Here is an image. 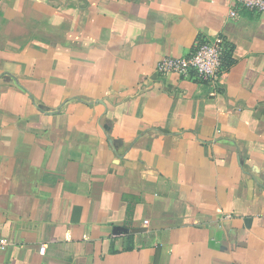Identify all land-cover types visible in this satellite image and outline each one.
<instances>
[{
  "label": "crops",
  "instance_id": "0c3cea01",
  "mask_svg": "<svg viewBox=\"0 0 264 264\" xmlns=\"http://www.w3.org/2000/svg\"><path fill=\"white\" fill-rule=\"evenodd\" d=\"M232 6L0 0V264H264V13ZM217 35V86L156 73Z\"/></svg>",
  "mask_w": 264,
  "mask_h": 264
},
{
  "label": "built area",
  "instance_id": "2783aa9c",
  "mask_svg": "<svg viewBox=\"0 0 264 264\" xmlns=\"http://www.w3.org/2000/svg\"><path fill=\"white\" fill-rule=\"evenodd\" d=\"M234 6L230 11L232 18L239 17L240 9H247L256 13H264V0H233ZM228 40L223 35L214 37H199L188 55L165 56L156 65L159 76L176 74L182 78L197 79L217 86L227 76L230 68L224 66V56L228 51ZM9 240L0 237V249H6ZM45 251V246L40 250Z\"/></svg>",
  "mask_w": 264,
  "mask_h": 264
},
{
  "label": "trees",
  "instance_id": "16d2710c",
  "mask_svg": "<svg viewBox=\"0 0 264 264\" xmlns=\"http://www.w3.org/2000/svg\"><path fill=\"white\" fill-rule=\"evenodd\" d=\"M233 47L230 43H228V51L225 53L224 56V66L227 68H231L233 65Z\"/></svg>",
  "mask_w": 264,
  "mask_h": 264
}]
</instances>
